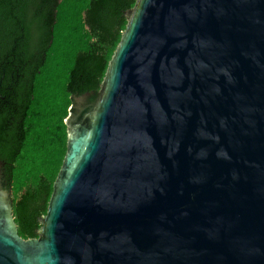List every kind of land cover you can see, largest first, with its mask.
Here are the masks:
<instances>
[{
	"label": "water",
	"instance_id": "obj_1",
	"mask_svg": "<svg viewBox=\"0 0 264 264\" xmlns=\"http://www.w3.org/2000/svg\"><path fill=\"white\" fill-rule=\"evenodd\" d=\"M71 98L37 239L0 173V264H264V0H137Z\"/></svg>",
	"mask_w": 264,
	"mask_h": 264
},
{
	"label": "trees",
	"instance_id": "obj_2",
	"mask_svg": "<svg viewBox=\"0 0 264 264\" xmlns=\"http://www.w3.org/2000/svg\"><path fill=\"white\" fill-rule=\"evenodd\" d=\"M136 2L0 0V173L24 240L55 193L71 98L102 91Z\"/></svg>",
	"mask_w": 264,
	"mask_h": 264
},
{
	"label": "flooded vegetation",
	"instance_id": "obj_3",
	"mask_svg": "<svg viewBox=\"0 0 264 264\" xmlns=\"http://www.w3.org/2000/svg\"><path fill=\"white\" fill-rule=\"evenodd\" d=\"M2 99H5L4 97H1Z\"/></svg>",
	"mask_w": 264,
	"mask_h": 264
}]
</instances>
